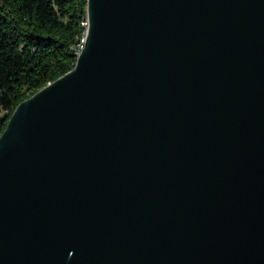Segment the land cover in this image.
Returning a JSON list of instances; mask_svg holds the SVG:
<instances>
[{
	"label": "water",
	"instance_id": "obj_1",
	"mask_svg": "<svg viewBox=\"0 0 264 264\" xmlns=\"http://www.w3.org/2000/svg\"><path fill=\"white\" fill-rule=\"evenodd\" d=\"M87 13L0 137V264H264V0Z\"/></svg>",
	"mask_w": 264,
	"mask_h": 264
},
{
	"label": "trees",
	"instance_id": "obj_2",
	"mask_svg": "<svg viewBox=\"0 0 264 264\" xmlns=\"http://www.w3.org/2000/svg\"><path fill=\"white\" fill-rule=\"evenodd\" d=\"M88 0H0V137L18 105L72 70Z\"/></svg>",
	"mask_w": 264,
	"mask_h": 264
},
{
	"label": "built area",
	"instance_id": "obj_3",
	"mask_svg": "<svg viewBox=\"0 0 264 264\" xmlns=\"http://www.w3.org/2000/svg\"><path fill=\"white\" fill-rule=\"evenodd\" d=\"M82 26L84 27L83 33L80 36H77L76 42L71 45V49L74 51L76 57L78 58L83 52L86 43L90 27L89 15L87 13L86 17L81 21ZM2 112H0V116Z\"/></svg>",
	"mask_w": 264,
	"mask_h": 264
}]
</instances>
